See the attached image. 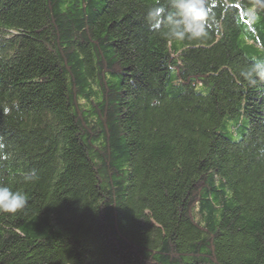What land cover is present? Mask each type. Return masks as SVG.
Masks as SVG:
<instances>
[{"label": "trees", "instance_id": "obj_1", "mask_svg": "<svg viewBox=\"0 0 264 264\" xmlns=\"http://www.w3.org/2000/svg\"><path fill=\"white\" fill-rule=\"evenodd\" d=\"M157 2L0 0V264H264V0Z\"/></svg>", "mask_w": 264, "mask_h": 264}, {"label": "clouds", "instance_id": "obj_2", "mask_svg": "<svg viewBox=\"0 0 264 264\" xmlns=\"http://www.w3.org/2000/svg\"><path fill=\"white\" fill-rule=\"evenodd\" d=\"M147 20L151 30L159 32L166 28L169 38L177 41L199 40V37L207 36L208 12L205 0H166V4L158 0L148 10ZM241 75L250 82H255L257 78L264 80V59H258L249 71ZM10 111L7 105L0 106V114L7 116ZM4 148L5 145L0 143V159L8 158ZM27 204L24 192L0 185V213H16Z\"/></svg>", "mask_w": 264, "mask_h": 264}]
</instances>
